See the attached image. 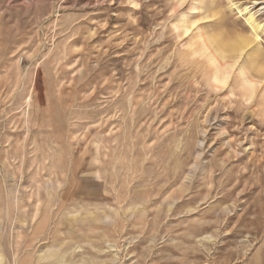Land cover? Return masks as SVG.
Segmentation results:
<instances>
[{
	"label": "rangeland",
	"instance_id": "obj_1",
	"mask_svg": "<svg viewBox=\"0 0 264 264\" xmlns=\"http://www.w3.org/2000/svg\"><path fill=\"white\" fill-rule=\"evenodd\" d=\"M0 264H264V0H0Z\"/></svg>",
	"mask_w": 264,
	"mask_h": 264
},
{
	"label": "bare ground",
	"instance_id": "obj_2",
	"mask_svg": "<svg viewBox=\"0 0 264 264\" xmlns=\"http://www.w3.org/2000/svg\"><path fill=\"white\" fill-rule=\"evenodd\" d=\"M218 14L219 13H215V14H213V16L207 17V19L208 18H212V17H216ZM249 22L251 24H255L256 23L253 16H251L249 18ZM258 25H259L258 28H261L262 27V24H258ZM257 39H258V35L256 36V39H252V38H238L237 40L231 41L228 44H226V43L223 44V45H220L219 44L217 46V50L215 49V50H212V51H211V48H210L211 42H210V39H208V40H205L203 42V45H204L203 48H204L205 52H209V51L212 52V54H211L212 57H210V58H211V61H213L212 62L213 65L217 67V63L220 62L219 59L220 58L221 59L226 58V53H230V54H234V55H237V56H241L242 53H243V51L246 48H248L250 45H253V43H255V41H257ZM256 46L261 47V45L258 44L257 42L254 44L253 48L256 47ZM218 72L214 76V82L217 85H222L223 86V85L226 84L228 77L227 76L226 77H221V75H219L220 72L219 73ZM257 84H259V82H252V81H250L247 84L248 85V89H246V92H247V94H248V96H249L250 99L254 95V92H255V89H256V85Z\"/></svg>",
	"mask_w": 264,
	"mask_h": 264
}]
</instances>
